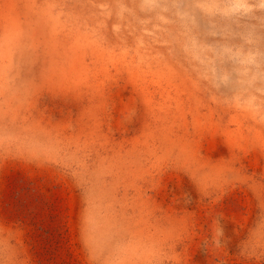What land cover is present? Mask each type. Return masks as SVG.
Here are the masks:
<instances>
[{
    "label": "rangeland",
    "instance_id": "rangeland-1",
    "mask_svg": "<svg viewBox=\"0 0 264 264\" xmlns=\"http://www.w3.org/2000/svg\"><path fill=\"white\" fill-rule=\"evenodd\" d=\"M0 264H264V0H0Z\"/></svg>",
    "mask_w": 264,
    "mask_h": 264
}]
</instances>
